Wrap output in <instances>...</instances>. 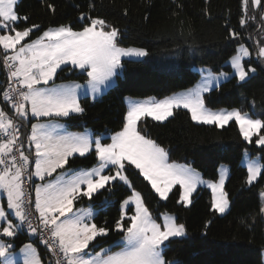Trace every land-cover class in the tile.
I'll return each instance as SVG.
<instances>
[{"label": "snow or ice", "instance_id": "6c2138e0", "mask_svg": "<svg viewBox=\"0 0 264 264\" xmlns=\"http://www.w3.org/2000/svg\"><path fill=\"white\" fill-rule=\"evenodd\" d=\"M19 2L0 0V67L7 74V87L0 97L14 114L0 108V197L6 198V204L0 199V264H44L39 244L50 254L51 264H179L165 258V249L176 238L187 236L186 225L172 214L154 217L130 179L129 170L134 169L131 175L142 177L160 200L178 193L175 203L183 208L193 204L200 187L207 188L211 193L208 211L215 215L230 208V196L225 190L228 169L222 167L218 179L204 180L189 165L169 162L168 149L140 124L148 118L164 122L182 108L197 124L224 128L234 121L243 141L264 151V119L235 108L213 111L207 107L204 95L220 81L235 80V86L246 87L258 69L264 73V66H251L255 62L246 60L251 56L249 49L238 44L225 61L230 71L201 69V80L184 92L162 100L129 101L120 130L110 136L87 129L70 132L55 121L82 116L86 111L82 95L91 94L95 100L103 88L112 85L124 57L143 58L149 53L142 47L120 46V30L90 15L93 4L88 6L89 13H80L79 30L70 24H59L32 39L41 25L18 28L20 22L30 19L18 13ZM250 7L264 9V0H242L241 27L254 18L248 16ZM45 8L55 15L53 3L47 2ZM260 19L264 21V11ZM227 32L232 42L241 37L235 29ZM256 56L264 65V41L258 44ZM66 69L86 76L85 84H57L59 73ZM25 122L31 125L26 136L20 131ZM92 154L97 162L92 168L65 171L70 159ZM245 156L248 158L242 187H251L264 179V164L250 156L247 149ZM117 182L130 194L120 202L119 218L111 228L93 222L91 210L74 209L75 202L94 199ZM260 201L259 214L264 217V193ZM210 223L211 220L205 223V229ZM24 229L34 239L19 246L21 259L17 260L14 241ZM112 232L119 234V240L93 253L95 242ZM257 264H264V260Z\"/></svg>", "mask_w": 264, "mask_h": 264}, {"label": "trees", "instance_id": "16d2710c", "mask_svg": "<svg viewBox=\"0 0 264 264\" xmlns=\"http://www.w3.org/2000/svg\"><path fill=\"white\" fill-rule=\"evenodd\" d=\"M47 2L55 5V15L46 10ZM89 4L94 5L90 15L99 16L120 30V45L142 47L149 55L144 59L123 58V67L115 76L113 85L95 100L88 95L81 96L85 113L72 119H62L69 130L89 129L96 135L106 133L110 136L122 126L127 110L126 96L161 98L191 86L199 79L195 70L199 66H208L216 72L230 71L225 61L241 43L249 48L251 56L246 60L255 62L251 66H264L260 59L254 57L259 44L256 40L261 36L258 26L264 24L260 19L262 10L250 7L248 16L254 18L241 27L239 21L244 15L242 0H20L18 13L30 19L27 23L20 22L18 28L41 25L40 31H34L32 39L49 26L59 24H70L74 30H79L82 27L80 13H89ZM229 28L241 33L237 42L227 39ZM86 79V76L66 69L59 73L56 81L84 82ZM235 85L236 81L230 80L212 88L204 94L206 105L237 108L264 119V73L258 69L246 87ZM4 88L6 83L0 67V92ZM140 127L168 149L170 161L189 164L204 178L215 179L221 163L229 166L225 190L231 203L229 210L221 215L208 211L211 195L204 187L194 194L193 204L183 208L175 203L178 193L170 194L168 200H160L142 177L131 175L134 169L129 170L130 179L144 196L154 217L167 212L186 225L187 236L176 238L165 249V258L179 264H257L261 261L264 217L259 214V193L264 190V179L254 186L242 187L246 168L240 159L247 149L250 156H259L264 164V151L254 143L244 142L234 121L224 128L197 124L182 108L164 122L148 118L141 122ZM27 129L28 123L25 122V136ZM96 163L94 154L76 156L70 159L66 168H87ZM129 194L130 190L117 182L110 191L101 190L94 199L83 198L75 205L91 206L96 210L93 222L111 228L119 218L120 202ZM209 220L211 223L205 229L204 225ZM119 238V234L112 232L108 237L99 238L92 250L110 246ZM28 241L33 240L22 230L14 243L18 248ZM37 247L44 264H51L47 252L40 245Z\"/></svg>", "mask_w": 264, "mask_h": 264}, {"label": "rangeland", "instance_id": "374dc122", "mask_svg": "<svg viewBox=\"0 0 264 264\" xmlns=\"http://www.w3.org/2000/svg\"><path fill=\"white\" fill-rule=\"evenodd\" d=\"M35 39V38H34ZM120 46H122V45H120ZM245 46V45H244ZM122 47H136V48H140V47H137V46H122ZM254 57H256L257 58V56L255 55ZM124 58H126V59H144L145 57H143V58H135V57H124ZM249 57H247L246 59H248ZM255 59V58H254ZM201 69H210V70H212L210 67H208V66H199V67H196L195 68V70H197L198 71V73H199V79L193 84V85H191V86H188V87H186V88H183V89H180V90H177V91H174V92H172V93H170V94H168V95H165V96H163V97H161V98H155L156 100H162V99H164V98H166V97H169V96H172V95H174V94H177V93H181V92H184V91H186L187 89H189V88H192V87H194L196 84H197V82H199L200 80H201V76H200V70ZM213 71V70H212ZM221 71H224V70H221ZM221 71H213L214 73H219V72H221ZM118 72H120V70H118ZM114 78V80H115V77H113ZM86 81V80H85ZM85 81L84 82H82L83 84H85ZM221 82H223V81H220V83ZM216 87V86H215ZM109 88V87H108ZM214 88V87H213ZM101 94V93H100ZM90 98H92V97H90ZM149 98H154V97H151V96H148V97H143V98H135V97H131V96H126L125 98H124V101H125V104H126V108H128V103H129V101H145V100H148ZM93 99V98H92ZM208 107V106H207ZM209 109H211V110H213V111H215V110H220V109H225V110H232V109H234V108H224V107H218V108H211V107H208ZM235 109H237V108H235ZM127 111V110H126ZM254 118H258V117H254ZM110 142V141H109ZM163 147V146H162ZM246 150V149H245ZM245 150H244V152H243V154H242V157H241V159H240V163L246 168V160H247V158L248 157H246L245 156ZM247 152H248V150H247ZM248 154H249V152H248ZM252 157H256V158H258V159H260L259 158V156H252ZM169 162H175V161H170L169 160ZM261 162V161H260ZM175 163H178V164H186V163H182V162H175ZM187 165H189V164H187ZM94 166V165H93ZM93 166H91V167H87V168H83V169H89V168H92ZM190 166V165H189ZM190 167H192V166H190ZM226 168V169H228V176H229V166L227 165V164H224V163H221V164H219L218 165V168H217V177L215 178V179H218V177H219V170L221 169V168ZM192 168H194V167H192ZM198 173H200V175H201V177L204 179V180H215V179H207V178H204L203 176H202V174H201V172L199 171V170H197L196 168H194ZM227 180V179H226ZM207 189V188H206ZM209 192H210V190H209ZM261 193H264V190L263 191H261L260 193H259V199H260V195H261ZM210 195H211V193H210ZM0 199H2V197H0ZM260 207H261V201H260ZM167 213V212H166ZM168 214H171V213H168ZM173 215V214H172ZM221 215V214H220ZM162 222V221H161ZM30 242V241H29ZM29 242H25L24 244H26V243H29ZM24 244H22L21 246H23ZM109 246H107V247H105V248H108ZM114 249V248H113ZM114 250H118V249H114ZM15 251H16V253H17V256H16V258H17V260H20L21 259V257H20V254H19V247L17 248V249H15ZM97 251H99V250H97ZM95 252V251H94ZM93 252V253H94ZM39 253V252H38ZM262 260H264V250H262Z\"/></svg>", "mask_w": 264, "mask_h": 264}, {"label": "crops", "instance_id": "0c3cea01", "mask_svg": "<svg viewBox=\"0 0 264 264\" xmlns=\"http://www.w3.org/2000/svg\"><path fill=\"white\" fill-rule=\"evenodd\" d=\"M263 23H264V21H263ZM258 28H261V36L260 37H258L257 38V40H256V42H261V41H264V24H262V25H259L258 26ZM245 47H247L246 45H245ZM248 48V47H247ZM249 49V48H248ZM119 73V72H118ZM117 73V74H118ZM69 82H75V83H78V84H81V85H84L82 82H79V81H77V80H63V81H56V83L57 84H60V83H69ZM114 82H115V80H114V78H113V83H112V85L114 84ZM108 88V87H107ZM107 88H103L102 89V91H101V93L102 92H104ZM83 96V95H82ZM89 97H92V95L91 94H89L88 95ZM99 96V95H98ZM97 96V97H98ZM96 97V98H97ZM36 121L35 120H32V123H35ZM41 122H45L44 120H42ZM55 122H58V123H61V124H63L64 125V127L67 129V131H70V132H83V131H85L86 129H84V130H69L67 127H66V125H65V123H64V121L61 119V120H59V121H55ZM30 129H31V125L30 124H28V129H27V133H29L30 132ZM90 133H92V131H90L89 129H87ZM78 169H83V167H75V168H66L65 169V171H67V170H78ZM37 183H39V181L37 180ZM2 199L5 201V204H6V198H4V197H2ZM74 209H82V210H91L92 212H93V214H95V212H96V210H94L91 206H76L75 204H74ZM29 242V241H28ZM105 248V247H104ZM115 249V248H114ZM113 249V250H114ZM100 250V249H99ZM93 252L94 251H97V250H92Z\"/></svg>", "mask_w": 264, "mask_h": 264}, {"label": "built area", "instance_id": "2783aa9c", "mask_svg": "<svg viewBox=\"0 0 264 264\" xmlns=\"http://www.w3.org/2000/svg\"><path fill=\"white\" fill-rule=\"evenodd\" d=\"M261 10L264 11V9H261ZM2 70H3V69H2ZM6 76H7V74H6V72L3 70V77H4V80H5V83H6V87H7ZM0 101H1L0 108H3L5 111L9 112L10 115H14V114L10 111L9 108L5 107V105H4L3 101H2V97H0ZM17 122L19 123V121H17ZM20 131H21V133L23 134V126L21 127ZM25 187H27V185H25ZM24 231H25L26 234H27V230L24 229ZM27 235H28V234H27ZM28 237H29V239H31V240L34 239L33 237H30L29 235H28ZM39 245H40V246H41V247L47 252V250L45 249L44 245H42V244H39ZM47 254H48V253H47ZM48 256H50V254H48Z\"/></svg>", "mask_w": 264, "mask_h": 264}]
</instances>
